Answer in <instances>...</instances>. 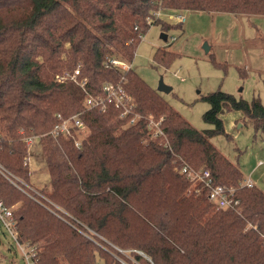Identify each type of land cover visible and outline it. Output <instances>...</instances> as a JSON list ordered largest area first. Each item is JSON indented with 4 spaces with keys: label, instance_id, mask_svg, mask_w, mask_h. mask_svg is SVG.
I'll list each match as a JSON object with an SVG mask.
<instances>
[{
    "label": "trees",
    "instance_id": "obj_1",
    "mask_svg": "<svg viewBox=\"0 0 264 264\" xmlns=\"http://www.w3.org/2000/svg\"><path fill=\"white\" fill-rule=\"evenodd\" d=\"M160 10L264 17V0H0V164L29 184L24 139L42 136L52 189L40 191L77 226L140 250L155 264H264V192L242 186L241 169L211 142L225 134L222 116L232 110L256 137L264 134L260 99L208 95L204 121L213 129L199 131L131 69L126 90L143 120L127 126L114 106L86 110L85 91L70 80L80 68L79 81H87L92 96H102L105 83H119L123 74L108 60L132 64L140 37L160 23L149 21ZM156 56L162 63L175 57L165 48ZM63 76H69L64 83ZM78 113L88 129L81 148L76 133L59 142L49 135L57 114ZM149 117L162 120L163 137H153ZM186 165L209 170L239 205L217 209L202 184L181 173ZM0 200L18 205V241L39 246L37 264H120L1 173Z\"/></svg>",
    "mask_w": 264,
    "mask_h": 264
},
{
    "label": "rangeland",
    "instance_id": "obj_2",
    "mask_svg": "<svg viewBox=\"0 0 264 264\" xmlns=\"http://www.w3.org/2000/svg\"><path fill=\"white\" fill-rule=\"evenodd\" d=\"M177 14L164 11L161 18H155L160 23L140 39L132 61L133 71L156 92L163 78L172 91L158 93L199 131L213 129L204 121L210 109L205 98L212 93L222 91L247 102L257 98L264 105V17L185 12L186 22L179 26L176 19H171ZM164 24L172 28L166 32ZM165 32L169 37L166 41L162 37ZM206 44L209 52L204 49ZM162 48L175 57L160 62L156 55ZM243 118L241 112L226 111L222 116L225 134L216 135L211 142L240 166L246 181L251 180L264 192V134L256 137L253 126ZM29 165V184L50 192L51 178L39 141L30 150ZM17 206L12 209L15 211ZM0 264H27L1 223Z\"/></svg>",
    "mask_w": 264,
    "mask_h": 264
},
{
    "label": "built area",
    "instance_id": "obj_3",
    "mask_svg": "<svg viewBox=\"0 0 264 264\" xmlns=\"http://www.w3.org/2000/svg\"><path fill=\"white\" fill-rule=\"evenodd\" d=\"M160 11L159 13H153L152 18L149 21L151 22L152 19L161 18L163 16V11ZM171 19H176L180 24H184L186 22L185 14L180 12L177 14L176 17ZM140 38L141 40H143L144 35ZM173 40L175 41L176 39L173 38ZM106 66L114 67L120 70L123 74V77L121 81L117 84L110 82L105 83L102 89V96H92L87 92V81H79V76L81 74L80 68L75 70V72L71 75L70 80L75 83H78L80 87L83 88V90L85 91L86 98L84 100V106L86 110L97 109L105 113L108 111V108L110 106H114L116 109L121 110L120 119L128 120L127 126L137 125L140 120H143V115L138 113L136 106L134 105L133 99L126 90L128 80L124 76L125 73L132 69V64L122 61L118 58H113L108 60ZM67 77L69 76L60 77L59 81L64 83L67 80ZM81 116L82 114L78 113L71 117L65 118L61 114H57L56 119L58 123L49 133V135L52 136V138H54L57 142H59L61 138H70L73 136V133H76L78 138L75 141V146L77 148H81L82 141L85 139L87 135L86 132L88 130ZM148 125L149 130L153 133V137L158 138L163 137L165 135L164 130L162 128V120L157 121L153 117H149ZM21 133L24 134V131H21ZM41 137L42 136L39 135H32L24 139L28 145L29 153L31 148L35 145L36 141H39ZM29 159L30 157L28 158V161ZM0 173L21 191L29 195L41 205L45 206V208H47L53 214L69 223L86 239L90 240L91 242L99 246L102 250L114 257L120 264H144L139 259V257L147 260L149 264H155L151 257H149L140 250L122 249L109 242L107 239L102 237L100 234H98L96 231L92 230L88 226L82 225L81 227L83 229L77 226L75 223L68 220L72 219L77 222L76 219H74L71 215H69L59 206L55 205L48 197L43 195L40 190L18 179L10 171L5 169L1 164ZM181 173L186 176L191 182L202 184V187L208 191V200L214 206H216L217 209L227 210L230 208H235L237 205H239V202L232 197L233 190L228 189L225 186L216 184L209 170H195L192 167L186 165L183 167ZM241 185L249 188L255 186L251 180H244ZM28 191H30L31 193ZM0 223L10 232L11 236L14 238L15 242L23 253L24 258L26 259L27 264H37L38 254L40 252L39 246L21 244L18 241V228L17 222L14 217V210L12 208H8L2 200H0Z\"/></svg>",
    "mask_w": 264,
    "mask_h": 264
},
{
    "label": "water",
    "instance_id": "obj_4",
    "mask_svg": "<svg viewBox=\"0 0 264 264\" xmlns=\"http://www.w3.org/2000/svg\"><path fill=\"white\" fill-rule=\"evenodd\" d=\"M162 37L164 38V40L167 39V34L163 33L162 34ZM205 51L206 52H209L210 51V48L208 47V45L206 44L205 47H204ZM172 91V88L167 86L164 81H163V78L160 80V83H159V87H158V92L159 93H164V94H169L170 92Z\"/></svg>",
    "mask_w": 264,
    "mask_h": 264
},
{
    "label": "crops",
    "instance_id": "obj_5",
    "mask_svg": "<svg viewBox=\"0 0 264 264\" xmlns=\"http://www.w3.org/2000/svg\"><path fill=\"white\" fill-rule=\"evenodd\" d=\"M163 39H164V38H163ZM167 39H169L168 35H167ZM167 39H166V40H167ZM166 40H165V41H166ZM243 119H244V118H243ZM260 164H261V162H260ZM236 165L240 168V166H239L238 164H236ZM240 169H241V168H240ZM241 171H242V170H241ZM244 180H245V177H244ZM255 186L257 187L256 184H255Z\"/></svg>",
    "mask_w": 264,
    "mask_h": 264
}]
</instances>
